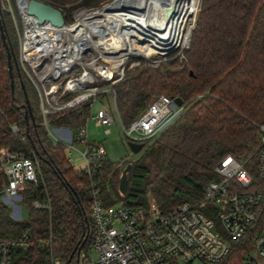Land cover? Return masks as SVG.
Instances as JSON below:
<instances>
[{"label":"trees","instance_id":"trees-1","mask_svg":"<svg viewBox=\"0 0 264 264\" xmlns=\"http://www.w3.org/2000/svg\"><path fill=\"white\" fill-rule=\"evenodd\" d=\"M40 1L60 9L69 22L73 11L96 9L110 0ZM1 25L12 54L14 91ZM15 31L0 0V148L35 152L42 171L39 182L28 183L23 192L28 208L23 221H15L1 200L7 178L0 174V235L25 230L31 235L30 245L15 252L14 264H50L52 255L69 262L80 247L88 250L93 241L90 209L95 189L107 205H145L152 199L169 212L199 200L207 184L217 178L215 168L226 155L254 159L258 126L264 124V0H202L198 23L182 58L156 66L143 63L115 81L125 125L162 94L180 97L186 104L178 119L146 143L141 156L132 162L125 195L119 185L128 163L103 158L91 172L77 169L66 155V146L48 137L36 92L19 64ZM27 100L33 112L29 119ZM51 122L78 126L82 113L66 110L52 116ZM12 125L25 129L26 140L12 131ZM36 200L45 201L48 207H34ZM247 246L248 241H232L229 256L217 264H227Z\"/></svg>","mask_w":264,"mask_h":264},{"label":"built area","instance_id":"built-area-1","mask_svg":"<svg viewBox=\"0 0 264 264\" xmlns=\"http://www.w3.org/2000/svg\"><path fill=\"white\" fill-rule=\"evenodd\" d=\"M1 4L18 32L19 64L38 97L48 137L55 144L66 145V141L75 150L76 144L85 143L86 149L77 151L85 160L83 169L91 172L100 159L108 158V152L103 142L90 141V119L110 127L117 114L123 123L115 81L127 69L169 60L171 48L149 53L155 45L144 27L126 32L118 26L113 32L106 31L102 24L108 17L97 15V8L73 11L70 21L58 28L49 22L38 23L17 0H1ZM176 98L162 94L129 125L123 123L130 142L151 143L173 124L186 108ZM97 104L100 108L95 113ZM66 110L82 113V122L78 126L53 125L51 117ZM258 127L254 159L226 155L203 196L172 211H163L152 199L145 205H107L95 189L90 209L94 225L91 247L81 249L69 262L52 255L50 264H217L229 256L234 240L248 241L242 251L247 253L246 264H263L259 256H264V124ZM11 129L26 140L25 129L17 125ZM0 174L7 178L1 200L15 221H23L27 207L23 192L28 183L37 184L41 179L40 159L35 152L0 148ZM33 206L48 207L40 200ZM30 241L27 230L0 235V264H14L15 252L27 248Z\"/></svg>","mask_w":264,"mask_h":264},{"label":"bare ground","instance_id":"bare-ground-1","mask_svg":"<svg viewBox=\"0 0 264 264\" xmlns=\"http://www.w3.org/2000/svg\"><path fill=\"white\" fill-rule=\"evenodd\" d=\"M188 2L189 0H114L96 14L108 17V21L102 24L108 32L115 31L118 26L125 28L126 32L130 29L137 31L135 26L144 27L152 34L149 39L155 45L149 53L156 50L163 52L182 44V32L178 27L188 10ZM167 8L171 9L168 16ZM131 33L133 34L132 31Z\"/></svg>","mask_w":264,"mask_h":264},{"label":"rangeland","instance_id":"rangeland-1","mask_svg":"<svg viewBox=\"0 0 264 264\" xmlns=\"http://www.w3.org/2000/svg\"><path fill=\"white\" fill-rule=\"evenodd\" d=\"M113 0L108 1L109 3ZM107 3V2H106ZM188 10L186 11L183 21L178 27V30L182 35V41L180 45L171 48L170 53H168L169 58H182V52L185 48H187L188 44L190 43L189 39L190 34L192 33L193 29L196 27L199 17H200V3L202 0H189L188 2ZM105 4V3H104ZM107 6V5H106ZM198 18V19H197ZM183 23V24H182ZM16 30V28H15ZM15 34L18 36L17 30ZM19 38V36H18ZM191 40V39H190ZM171 42V41H170ZM189 42V43H188ZM153 51H150L152 53ZM74 75V74H73ZM67 75H64L65 78ZM36 106L39 105L38 97H35ZM100 108V105L97 104L95 107L94 112ZM40 109V108H39ZM40 113V111H39ZM53 129V127H52ZM110 129V132H108ZM74 131V129H72ZM55 131V129H54ZM89 139L91 142H103L106 146L108 152V158L113 162H133L136 161L142 154V152L136 154L132 151L129 142L130 139L126 135L123 129V123L121 122L118 115H115V121L110 127L105 126H98L94 119H90L89 121ZM66 146V155L71 161V163L77 168L82 169L85 167V160L83 156L77 150H85L86 144L85 143H78L76 144L77 150L69 147L70 145L65 141ZM28 218V208L24 207L22 219L26 220ZM90 256L95 257V253L90 250ZM246 256L247 253L240 252L238 253L233 259H231L227 264H246ZM259 259L264 264V256H259ZM194 264H206L202 261H196Z\"/></svg>","mask_w":264,"mask_h":264},{"label":"water","instance_id":"water-1","mask_svg":"<svg viewBox=\"0 0 264 264\" xmlns=\"http://www.w3.org/2000/svg\"><path fill=\"white\" fill-rule=\"evenodd\" d=\"M17 1L22 5L23 9L27 10V12L30 15H33L34 17H36L38 23L42 24L45 22H49L58 28L65 26L66 18L64 16L63 12L60 9H58L57 7H55L51 4H48L46 2L40 1V0H17ZM97 9H103V5ZM200 9H201V3H200ZM170 11H171L170 8L166 9L167 16L169 15ZM191 35H192V33L190 34V37H191ZM1 36H2V40H3V44H4V46L8 52L9 72H10V76H11L12 90L14 91L15 79H14V75H13L14 69H13L12 54L10 51V47L7 43L5 31H4V28L2 25H1ZM190 39H189V41H190ZM15 64H16V67L18 69L19 66H18V63L16 61H15ZM21 84H22V88L25 89V85L22 81H21ZM175 101L177 102L178 105H182V103H183V100L180 97H177L175 99ZM27 104H28V110L26 113V118L29 119V116L33 117V112H32L31 106L29 105L28 100H27ZM129 145H130L132 151L136 154L140 153L145 147L144 143L129 142ZM132 167H133V163L129 162L121 174L119 191L122 195H125L127 190H128V186H129L128 174L132 170ZM80 250H81V247L79 248L78 252Z\"/></svg>","mask_w":264,"mask_h":264}]
</instances>
